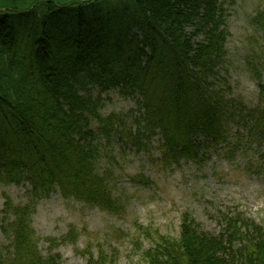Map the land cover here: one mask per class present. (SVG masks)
<instances>
[{
	"label": "trees",
	"instance_id": "trees-1",
	"mask_svg": "<svg viewBox=\"0 0 264 264\" xmlns=\"http://www.w3.org/2000/svg\"><path fill=\"white\" fill-rule=\"evenodd\" d=\"M235 1L0 0V184L30 187L27 203L6 195L1 228L10 246L0 264H63L41 253L32 226L37 201L57 189L110 214L124 209L97 170L101 140L111 144L122 121L101 113L98 87L138 98V126L118 133L138 149L159 136L164 169L203 162L235 119L247 125L235 143L261 144L264 160V84L249 108L229 99L221 77ZM254 22L264 26V11ZM255 171L264 173L261 160ZM221 217L213 233L185 212L179 237L158 234L148 264H264V224L237 211ZM88 254L87 264H116L102 248Z\"/></svg>",
	"mask_w": 264,
	"mask_h": 264
},
{
	"label": "rangeland",
	"instance_id": "rangeland-1",
	"mask_svg": "<svg viewBox=\"0 0 264 264\" xmlns=\"http://www.w3.org/2000/svg\"><path fill=\"white\" fill-rule=\"evenodd\" d=\"M259 11H264V0H236L232 5L228 54L221 74L228 83L225 88L229 99L241 100L249 108L258 106L263 97L260 83L264 84V26L254 22ZM99 94L104 98L101 113L105 117L115 114L122 121L116 124L119 130L111 144L101 140L97 170L124 209L110 214L98 206L67 198L59 189L38 200L32 226L44 256L56 253L62 256L63 264H87L88 253L97 255L102 248L116 264H148L145 252L155 246L158 234L179 237L185 212L213 233L221 231L223 213L237 211L264 224V173L255 171L260 160L264 167L260 159L262 145L235 143L237 135L246 131L244 122L231 121L227 141L218 149L208 150L203 162L182 160L164 169L159 136L149 149H138L118 133L122 127L138 126V98L126 96L120 89L98 87L94 95ZM94 127L97 132L98 125ZM142 175L153 183L134 180ZM29 189L28 183L0 184L1 250L10 246L1 228L6 195L16 204L27 203Z\"/></svg>",
	"mask_w": 264,
	"mask_h": 264
}]
</instances>
